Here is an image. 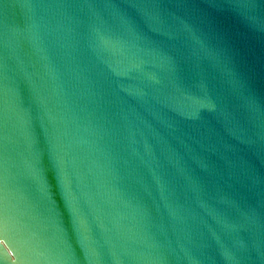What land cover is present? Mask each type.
<instances>
[{"label": "water", "instance_id": "1", "mask_svg": "<svg viewBox=\"0 0 264 264\" xmlns=\"http://www.w3.org/2000/svg\"><path fill=\"white\" fill-rule=\"evenodd\" d=\"M0 264H264V0H0Z\"/></svg>", "mask_w": 264, "mask_h": 264}]
</instances>
